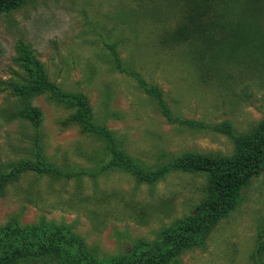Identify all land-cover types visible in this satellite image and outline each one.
Returning <instances> with one entry per match:
<instances>
[{
  "label": "rangeland",
  "instance_id": "obj_1",
  "mask_svg": "<svg viewBox=\"0 0 264 264\" xmlns=\"http://www.w3.org/2000/svg\"><path fill=\"white\" fill-rule=\"evenodd\" d=\"M179 15L178 0H23L0 13V163L31 158L39 145L68 170L95 172L71 179L22 173L0 188V226L9 220L65 224L86 250L105 259L139 238L153 242L191 212L203 193L202 176L171 171L139 184L124 172L97 170L107 156L67 104L41 93L30 99L38 122L3 113L17 105L12 83L40 69L45 81L84 96L96 122L138 164L153 166L183 152L231 155L224 133L190 124L225 121L241 133L264 116V7L254 46L201 58L191 46L165 40ZM114 55L159 87L177 122L162 116L136 81L116 68ZM241 194L203 244L174 264H264V248L259 257L254 253L258 236L264 247V172Z\"/></svg>",
  "mask_w": 264,
  "mask_h": 264
},
{
  "label": "trees",
  "instance_id": "obj_2",
  "mask_svg": "<svg viewBox=\"0 0 264 264\" xmlns=\"http://www.w3.org/2000/svg\"><path fill=\"white\" fill-rule=\"evenodd\" d=\"M22 1L0 0V13L14 9ZM178 1L179 19L165 40L191 46L194 56L201 58L206 52L218 56L222 52L233 54L239 48L250 49L256 43L255 37L261 35L258 25L263 21L264 0ZM114 58L116 68L136 81L161 115L177 122L159 87L145 81L137 71L123 68L117 55ZM27 62L30 64L31 60ZM42 77L43 71L35 69L28 78L21 76L12 83L17 105L4 109L5 117L38 122L40 114L31 106L30 99L46 93L54 102L67 104L73 120L99 142L107 160L97 170L124 172L139 184H152L171 171L189 172L203 177V193L191 212L160 230L153 242L139 238L127 249L105 259H98L86 250L83 240L65 224L40 220L20 225L16 220H9L0 226V264H174L184 251L203 244L215 223L237 207L241 191L249 180L264 172V116L249 131L241 133L234 132L225 121L217 124L192 121L190 125L198 124L224 133L233 145L231 155L183 152L167 155L153 166H143L124 151L112 131L96 122L84 96L60 90ZM178 122L188 123L186 120ZM34 147L31 158L0 163V188L25 172L51 179L95 175L81 166L68 170L67 164L58 165L44 155L39 145ZM257 241L254 253L259 257L264 247L259 236Z\"/></svg>",
  "mask_w": 264,
  "mask_h": 264
}]
</instances>
